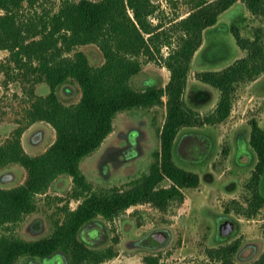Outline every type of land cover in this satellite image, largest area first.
<instances>
[{
    "label": "rangeland",
    "instance_id": "1",
    "mask_svg": "<svg viewBox=\"0 0 264 264\" xmlns=\"http://www.w3.org/2000/svg\"><path fill=\"white\" fill-rule=\"evenodd\" d=\"M152 1L157 9L150 19L160 24L154 37L156 50L160 47V51L155 52L153 59L141 57L142 70L131 78L137 89L152 82L167 85L171 78L167 58L183 40L179 23L200 0ZM63 2L38 0L34 6L25 3L19 16L24 22L39 23L57 12ZM4 12L0 8V16ZM232 24L238 26L242 37L249 39H254L262 28L264 42V16L254 15L243 0L221 13L218 23L204 31V41L192 59L184 93L187 105L198 112L204 124L184 127L174 148L175 161L198 172L200 184L183 189L186 198L181 204L176 201L163 209L153 202L139 203L114 220L100 216L86 224L81 238L88 245L99 249L113 246L117 251L113 257L91 264H146L145 257L150 253L157 254L163 264H213L217 258H212L209 250L233 243L238 244L233 264H248L264 254V206L251 217L245 212L252 197L248 184L259 161L253 150V156L247 153L249 147L252 149L249 139L253 122L257 121L264 128V72L255 80L234 85L232 111L225 120L214 124L205 121L216 110L221 91L205 83L200 74L223 70L248 54L230 31ZM212 42L206 57L203 50ZM221 43L230 51L227 59L219 56L223 54V47L218 50ZM77 50L84 51L95 66L105 61L103 51L95 43L79 45L74 51ZM39 64V59L18 58L9 49H0V144L24 129L23 145L32 155L45 152L57 136L52 124L32 123L29 118L36 95L50 91ZM58 93L64 102L77 103L82 97V88L78 82L70 80L60 86ZM167 98L165 96L164 100ZM166 114L165 104L117 114L112 132L81 164L95 190L121 187L149 171L155 159L151 151L160 148L158 128L164 124ZM238 136L241 139L245 136L248 142H241ZM26 177L27 171L20 163H11L0 170V186L19 185ZM262 183L264 190V177ZM87 193L75 184L71 175L62 174L46 192L37 195L34 212L25 214L18 222L1 225L0 234L29 240L47 236L68 210L78 207ZM220 215L236 220L237 230L223 235L220 220H217ZM19 264H66V256L58 252L49 258L22 257Z\"/></svg>",
    "mask_w": 264,
    "mask_h": 264
},
{
    "label": "trees",
    "instance_id": "2",
    "mask_svg": "<svg viewBox=\"0 0 264 264\" xmlns=\"http://www.w3.org/2000/svg\"><path fill=\"white\" fill-rule=\"evenodd\" d=\"M237 1L200 0L179 23L183 40L167 58L171 70L167 85L152 82L137 89L131 78L142 70L141 57L153 59L155 52L160 51V47L156 50L154 41L160 24L150 19L157 9L152 0H64L57 12L39 23L24 22L19 16L25 3L34 6L38 0H0V8L5 10L0 16V49H9L18 58L39 59L41 75L50 87L46 94L36 95L29 110L30 121H46L57 133L48 149L38 155L25 150L24 129L0 144V170L11 163H20L27 171L23 183L0 186V226L18 222L25 214L34 212L37 195L46 192L62 174L71 175L77 186L89 192L47 236L29 240L0 234V264H19L22 257L49 258L58 252L66 256V264L100 263L117 251L113 246L99 249L88 245L81 238L86 224L100 216L114 220L139 203L153 202L165 209L176 201L179 204L185 201L183 189L197 187L201 176L175 161L174 148L184 127L204 124L184 99L191 62L203 44L204 31L216 25L220 14ZM243 1L254 15L264 16V0ZM230 28L248 54L223 70L200 74L205 83L221 91L216 110L205 118L210 124L221 122L231 114L232 93L237 82L255 80L264 72L262 28L254 39L242 37L236 24ZM90 43L103 51V64L95 66L84 51H74L79 45ZM213 43L203 50L205 56ZM218 47V50L223 47L221 59L230 57L225 44ZM70 80L79 83L82 97L77 103L68 104L60 98L58 90ZM165 96H168L166 101ZM164 104L167 114L164 124L158 128L160 148L149 171L121 187L95 190L81 164L112 132L117 114ZM249 141L259 158L248 184L252 197L245 212L251 217L264 206V128L257 121L253 122ZM237 248L238 244L233 243L210 249V256L217 258L213 264H233ZM145 263L163 264L155 253L147 255ZM248 264H264V254Z\"/></svg>",
    "mask_w": 264,
    "mask_h": 264
},
{
    "label": "flooded vegetation",
    "instance_id": "3",
    "mask_svg": "<svg viewBox=\"0 0 264 264\" xmlns=\"http://www.w3.org/2000/svg\"><path fill=\"white\" fill-rule=\"evenodd\" d=\"M245 138V136H243V139H241V137L240 136H238V139H241V142L243 141V140H246V142H248L247 141V139H244ZM236 140H237V137H236ZM237 142H238V140H237ZM156 150H155V148L154 149H152V151H151V157L152 156H154L155 154H156ZM247 153H249L250 155H252L253 156V151H252V149L249 147L248 148V152ZM246 153V154H247ZM220 220L218 223L219 224H222V223H224V222H226L227 220H232V221H234V223H235V228H234V230H233V232L234 231H236L237 230V228H238V222L236 221V220H234L231 216H228V215H220V216H218L217 217V220ZM221 226V225H220ZM221 229V228H220ZM232 232V233H233ZM221 233H222V231H221ZM231 233V234H232ZM160 235H161V233H160ZM157 236H159V234L157 235Z\"/></svg>",
    "mask_w": 264,
    "mask_h": 264
},
{
    "label": "water",
    "instance_id": "4",
    "mask_svg": "<svg viewBox=\"0 0 264 264\" xmlns=\"http://www.w3.org/2000/svg\"><path fill=\"white\" fill-rule=\"evenodd\" d=\"M220 228L223 235H229L230 233L233 232L235 228V223L232 220H227L226 222L221 224ZM157 238H159V236H157Z\"/></svg>",
    "mask_w": 264,
    "mask_h": 264
}]
</instances>
